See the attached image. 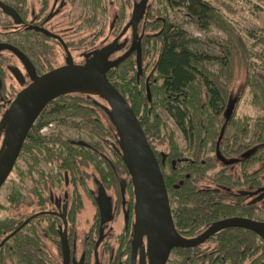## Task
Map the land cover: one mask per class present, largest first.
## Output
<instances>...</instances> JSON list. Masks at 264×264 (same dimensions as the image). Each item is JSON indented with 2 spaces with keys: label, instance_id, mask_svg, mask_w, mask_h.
Returning a JSON list of instances; mask_svg holds the SVG:
<instances>
[{
  "label": "trees",
  "instance_id": "trees-1",
  "mask_svg": "<svg viewBox=\"0 0 264 264\" xmlns=\"http://www.w3.org/2000/svg\"><path fill=\"white\" fill-rule=\"evenodd\" d=\"M26 2L8 0L7 4L20 13L19 9L25 7ZM75 2L71 0L72 5ZM149 2L138 25L141 30L142 73L138 75L136 58L131 56L106 76L130 105L156 156L176 230L185 238H194L213 223L231 217L264 221V218H258L260 206H264V191H261L264 188V117L254 120L251 127L245 122L242 128L236 130L229 127L236 124L231 116L218 130L224 114L225 90L218 77L202 65L210 58L196 53L191 48L194 40L171 21V14L178 13L186 22L206 31L213 25H219L217 10L204 0H156L159 3L156 9H152V0ZM128 6L130 8V4ZM82 7L85 13L96 17L95 20L89 18L86 27L78 28L77 31L89 32L88 36L77 40L78 46L96 35L92 30H97L99 16L107 13L103 0H82ZM127 7L119 10V26L126 17L130 18L131 14L127 15L125 11ZM24 37V41L21 38L12 43L24 51L36 66L37 73L52 69L47 62L50 51L46 45L41 43L39 48L35 47L33 32L26 33ZM238 43V37L236 41V37L229 36L223 44V57L219 61L221 70L231 63L229 61ZM72 45L75 46V43ZM0 70L5 84L6 76L1 63ZM254 79L255 84L260 86V104L264 106V77L255 76ZM94 98L97 97L87 94L67 95L47 105L49 113L43 112L39 116L22 147L18 159L24 162L26 170L19 171V176L34 183L40 163L53 165L62 182L67 174L73 217L82 207L79 190L88 194V170L92 169L101 183V189L105 193H113L116 207L122 213L126 203L124 216L129 229H124L119 238L128 241L134 220L133 186L115 130L103 111L107 105L103 100ZM158 109L169 116L181 133L183 148L177 145L173 131L159 118ZM102 116H106L107 122L101 120ZM51 121H58L67 128L84 129L95 141L79 146L75 142L80 140H70L62 134L39 137V131ZM111 139L113 143L108 142ZM217 144L221 156L227 160L251 150L253 154L241 160L235 172H230L235 165L218 168L216 155L208 156L216 152ZM159 147H164V151L158 150ZM107 149L113 159L106 154ZM18 168L15 164L14 169L18 171ZM206 179L214 185L213 189L199 187L200 182ZM10 190L7 200L13 210L31 206L20 190L15 187ZM31 190L35 193L34 186ZM33 214L34 211L23 215L22 219H28ZM3 227L0 224V230ZM15 238L12 253L17 257L16 264H43L34 253L36 246L33 239L20 238V235ZM257 240L256 234L250 231L226 229L203 246L174 249L167 264H264V244ZM129 255L130 247L127 249L126 264H129ZM0 264H4L3 258H0Z\"/></svg>",
  "mask_w": 264,
  "mask_h": 264
},
{
  "label": "water",
  "instance_id": "water-1",
  "mask_svg": "<svg viewBox=\"0 0 264 264\" xmlns=\"http://www.w3.org/2000/svg\"><path fill=\"white\" fill-rule=\"evenodd\" d=\"M149 1L141 0L135 5L130 21L120 35L122 37L131 28V47L114 61H108V59L118 51L116 43L94 52L92 57L82 65L68 61L64 66L38 75L21 51L12 45L0 43V53L8 51L13 54L22 63L31 81L11 101L0 119V133H4L0 147V189L13 171L28 133L47 105L66 95L87 94L106 103L107 106L103 107V111L115 130L122 159L133 186L134 224L131 264H167L174 249L196 248L226 229L248 230L264 240V222L237 217L218 221L194 238H185L176 230L156 156L130 105L106 76L111 69L126 61L134 52H136L138 75L142 73L137 30ZM0 8L5 15L17 21V14L12 8L3 3H0ZM40 31L48 37L56 38L44 30ZM64 49L69 55L65 46ZM147 93L149 95V91ZM233 107L234 102H229L224 113L226 120L230 119ZM77 145L84 146L86 143L80 141ZM252 154L253 150L246 152L242 157L248 159ZM216 157L224 166H231L237 162V160L223 158L218 144ZM261 191H264V188ZM107 208L106 197L102 192L99 203L101 223ZM35 217H30L26 223ZM63 247L65 259H67L66 242L63 243Z\"/></svg>",
  "mask_w": 264,
  "mask_h": 264
},
{
  "label": "rangeland",
  "instance_id": "rangeland-1",
  "mask_svg": "<svg viewBox=\"0 0 264 264\" xmlns=\"http://www.w3.org/2000/svg\"><path fill=\"white\" fill-rule=\"evenodd\" d=\"M207 1L211 6H213L220 16L219 25H213L206 31H201L198 27L192 23H188L184 18L178 13L171 14V21L175 26L182 28L189 39L194 40L191 48L198 54H203L210 58V60L204 61L203 66L212 73L215 77H218L222 87L225 90V107L224 113L227 109L229 102H234V107L232 115L235 120V125L229 126L233 129H239L243 127L246 122L249 127L253 125L254 120L264 117V106L260 104V97L262 96L259 92L260 86L255 84V76L264 77V0H204ZM0 2H6V0H0ZM140 0H105V6L107 9L106 17L104 20L103 34L97 39L95 47H105L113 42L115 35L119 33L117 28L115 31L110 32V28L114 26L115 18L120 14L119 10L125 9L126 14L130 15L132 12L133 5L139 3ZM153 2V3H152ZM152 9H156L159 5L156 0H152ZM150 3V2H149ZM51 6V5H50ZM28 7V20L31 21L32 14L34 10L39 7V0H27ZM80 7L78 5L74 6L71 10L66 4L65 8H60V4H56L54 7L53 20L58 24L59 30H66L68 28V23L71 19L78 14ZM31 15V16H30ZM129 17L122 23L120 32L125 27V24L129 21ZM7 23L6 18L0 14V27H5L4 24ZM49 31L55 32L51 27L46 26ZM0 31H2L0 29ZM140 28L138 29V34L140 33ZM89 32L78 34V36L71 38H78L81 35H88ZM229 36L237 37L240 40L238 46L234 47L233 56L231 57L229 66L225 70L220 69V59L223 57V44L226 43ZM129 33L126 35V43L121 41V46L127 47L130 43ZM2 40H9L13 42L17 40L13 36H1ZM92 40V39H90ZM53 61L55 62V67H60L65 65V63L72 62L78 65L85 63L87 60L84 59L86 53L91 57L93 52L92 48H81L76 52L72 51L69 60H63L64 52L60 47L53 46ZM99 49V50H100ZM92 52V53H91ZM5 76L6 83L8 86H14L15 90H20L17 81L15 80V75L23 72L20 63L9 54L5 53ZM113 57H116L113 56ZM20 67V69H19ZM21 70V71H19ZM149 70L147 71V73ZM252 84V85H251ZM11 92L8 91V96H11ZM14 93V92H13ZM97 100V98H94ZM48 111H46L47 113ZM159 118L166 124L174 133V139L180 148L184 147V142L181 133L178 131L174 123L171 121L169 116L162 110H157ZM105 119L106 116H102L101 120ZM224 114L221 118V123L218 126L220 129L221 124L225 123ZM53 125V128L49 134H62L70 140H80L83 142H93L95 139L91 137L87 131L78 128V130L73 128H67L64 125L58 123V121L49 122ZM108 142L113 143V140H108ZM1 143V142H0ZM109 144V143H108ZM1 145V144H0ZM164 148V147H163ZM162 147L158 150L164 151ZM106 154L113 159L109 149L106 150ZM214 153H209L208 156L212 157ZM24 162L17 160V165L19 166L18 171L13 169L11 175L9 176L6 183L0 189V221L5 219L19 218L22 215H30L37 206L35 204L36 198L34 192L31 190V186L35 183L28 179L21 178L19 176V171L25 172L26 168L23 164ZM218 168L223 166L222 163H218ZM45 172L49 173V177L55 179L53 192L57 197H62L64 192L71 193V188H65L59 175L56 174L54 167L42 166ZM237 169L236 165L231 169L230 172H235ZM90 174V179L88 180V194L83 193L79 190L81 196L82 207L79 212L73 215V238L74 246L73 250L76 252L78 257L83 250V241L86 236H88L96 220L97 208L94 204V199L98 196V178L96 173L90 169L88 170ZM211 173H209L210 175ZM35 178V176H34ZM15 187L21 191V193L27 198V201L31 203L30 207H21L18 211H14L10 208L7 202V196L10 194V188ZM199 187L201 189H213L214 185L209 180H203L200 182ZM107 199L112 202L114 219L106 226V235L109 236L105 242H109L112 251L117 248L116 238L123 233L124 220L123 213L117 208L116 198L113 193L108 191L106 193ZM129 201V199H126ZM98 215V214H97ZM264 216V215H263ZM99 248V256L101 263L105 264L107 257L104 254L103 247L104 244ZM48 252L50 256L59 263L57 250L55 246L51 243H47Z\"/></svg>",
  "mask_w": 264,
  "mask_h": 264
},
{
  "label": "flooded vegetation",
  "instance_id": "flooded-vegetation-1",
  "mask_svg": "<svg viewBox=\"0 0 264 264\" xmlns=\"http://www.w3.org/2000/svg\"><path fill=\"white\" fill-rule=\"evenodd\" d=\"M103 2L105 4V0H103ZM0 3H3L5 5H7L8 7L12 8L11 6H9L7 4L8 0H6V2H0ZM58 3L60 4V8H65L66 4H67L70 7V10L76 5H78L80 7L78 14H76L74 16V18L70 20V22L68 23V26H67L68 28H66V30H63V29L59 30L58 24L53 20L54 7ZM136 4H138V3H136ZM136 4L133 5L132 11H133ZM12 9L17 14V21L16 22L14 21L13 18L5 15L4 12L0 8V14L3 15L7 20V23L4 24L5 27L4 26L0 27V29L2 30V31H0V43L9 44V45H12L13 47L17 48L16 46L13 45V43L11 41L2 40L1 36L9 37L10 35L11 36L14 35L17 40H21V38H22L24 41L25 34L28 32H33L34 33L33 43L35 44V47L39 48L41 43H44L50 51L49 60L47 62H48L49 66L51 65L52 69L48 70L47 72H49L55 68H58V67L54 66L55 62L53 61L54 55H53L52 45L56 46V47H60L63 50L65 55L62 59L65 61L70 59V57H71L70 53L72 51L76 52L77 50H80L81 48H85V47L89 48L90 47L93 49L91 51L94 53V52L100 51L101 49L104 48V47H102L100 49L99 47H95V43H96L97 39L100 38L103 34V26H104V20H105L106 15L101 16L99 14L100 15L99 16L100 21H99V25L97 27V30L96 31L92 30V33L95 32L96 35H93L89 39H86L84 42H82V45L78 46L79 41H77V40L81 39V37H83V36H88V35H81L78 38H71V37L78 36V34L87 33L88 32L87 30H80V31H77V30L80 26L86 27L89 23V20H88L89 18L93 17L94 18L93 20H95V17H96V16L94 17L92 13H89V12L85 13L83 11L84 8L82 7V0H76L74 5L71 4V0H39L38 10L37 9L34 10L35 12L32 14L31 21L28 20L27 2H26L25 7L19 9L20 13L17 12L14 8H12ZM131 14H132V12H131ZM130 18H131V15H130ZM118 19H119V16H116L114 26H112L110 28V32L115 31L116 28L118 29L117 31L119 33H117L115 35V39L111 43V44L116 43L118 45V51L115 52L114 54H112L109 57L108 61H114V60L118 59L119 57H121L122 55H124L130 49L131 43H132V30H131V28H129L127 30V32L122 37L120 36L122 32H120V28L118 25ZM129 21H130V19H129ZM129 21L125 24V26L129 23ZM74 23H75V25H74ZM46 26L51 27L52 29L55 30V32L49 31L46 28ZM40 30H44V31L50 33L51 35L55 36L56 38L48 37V36L44 35ZM128 33L130 35V37H129L130 43L126 48L125 47L122 48L121 41H124L126 43L125 39H126V35ZM137 34H138V30H137ZM138 37H139V34H138ZM90 39H92V40H90ZM72 42L75 43V46L72 45L73 44ZM64 46L67 48L69 55L66 53ZM22 47H23V45H22ZM17 49L19 51H21L28 58V56L24 53V51L22 49H20V48H17ZM5 53L14 57L20 63V66L22 67L23 72L21 70H19V71H21L22 74L18 73L17 75H15V80L17 81L16 84H18V87L21 88L20 90H15L13 85L12 86L7 85L6 80H5V84L3 83V80H2L3 72H1V70H0V119H1L2 115L4 114V112L6 111V109L8 108L11 101L16 97V95L21 90H23L25 87H27L31 82L24 66L22 65V63L13 54H11L8 51H3L0 53V63L2 65V70L4 71V74H5V70H6L5 69L6 60L4 57ZM88 55L89 54L86 53L84 56H81V57H84V59L87 60V59L92 57V56L89 57ZM115 55H116V57H113ZM131 56H135V58H136V52H134ZM28 60L31 62V60L29 58H28ZM31 64L36 71V66L32 62H31ZM62 66H64V65H62ZM19 69H20V67H19ZM47 72H44L42 74H38L36 71V73L38 75H43ZM8 91L9 92L12 91L10 97L8 96ZM46 111H48L47 113H49L50 110L45 109L43 112L46 113ZM44 127H47L48 130L44 134L38 133L39 137H45V138L52 137L54 134H49V132H51L53 125L51 123H47V124H45ZM3 137H4V133L1 132L0 133V142H1L0 144L1 145H2V141H3ZM75 143L77 144V142H75ZM1 145H0V147H1ZM214 154L216 155V152ZM244 154H241L240 156H238V158L231 159V160H237V162L233 165H237L241 160H246V159H243V157H242ZM42 166H45V167L49 166L50 168L54 167L51 164L40 163L38 166V172L35 174V178H34V180H35V182H34L35 183L34 184L35 185V193H34V196L36 198L35 204H36L37 208L34 210V214L32 216H36V217L34 219L28 221L27 223H26V221L29 218L28 219H22L23 215L19 218L5 219V220L0 221V224H2L4 226L3 229L0 230V235H1V237H0V258L4 259V264H16L15 258H17V257L15 256V253H12V251H13V248L15 246V240L14 239H16L15 238L16 236L20 235V238H31V239H33V243L36 246V248H34L35 249L34 253L36 254V257L40 261H42L43 264H103L100 261L99 248L103 245V243L107 239H109V236L106 235L105 231H106V226L114 219V214H113V211H114L113 207L114 206H112V202L107 199V196H106L107 194L101 189V183H100L99 179H98V183H97L98 184L97 185L98 196L96 197V208H97V214L98 215L96 214L97 218L95 220L94 225L91 227L92 232L88 236L85 237V239L83 241V250L81 251V254L77 257L76 252L73 250L74 238H73V228L72 227L74 224V220L72 217V211L73 210L71 208V194L69 195L68 192H64L62 197H57L53 192V188L55 187V185H54L55 179L51 176L49 177V173L45 172V170H43V168H41ZM64 176H65L64 181L62 183H63L65 188H67V187L70 188L68 175L65 174ZM102 192H104V195L106 197V204L108 205V208L106 210V215L104 217V220L101 223L100 212H99V203L101 200ZM7 202H8V200H7ZM8 204H9V202H8ZM125 206H126V203L123 207V220H124L123 230L129 229V227L126 225V219H125L126 217L124 216ZM260 209H261V211L260 212L258 211V213H259L258 218L262 219V218H264V216H263L264 215V213H263L264 206L261 205ZM63 217H64V219H63ZM231 218H234V217H231ZM237 218L250 219V218H246V217H237ZM251 220H254L256 222H264V221H259L256 219H251ZM133 224H134V220H133ZM133 224L130 227V237H129L128 241L127 240L125 241V240L119 238L120 236H118V238H116L117 248L115 251H112V248H111V245L109 244V242H105L104 247H103L104 254L107 257V261L105 264H126L127 249L129 247H130L129 264H131ZM9 229H11V230H9ZM215 236L211 237L210 239L205 241L200 246L205 245V243L210 241ZM257 237H258L257 241L260 244H264V240L261 239L259 236H257ZM64 242L67 243V253H68L67 259H65L64 247H63ZM47 243H51L55 246V248L57 250L59 263L56 262V260L50 256V253L48 252ZM200 246H198V247H200Z\"/></svg>",
  "mask_w": 264,
  "mask_h": 264
},
{
  "label": "built area",
  "instance_id": "built-area-1",
  "mask_svg": "<svg viewBox=\"0 0 264 264\" xmlns=\"http://www.w3.org/2000/svg\"><path fill=\"white\" fill-rule=\"evenodd\" d=\"M47 130H48V128H47V127H44V128H42V129L39 131V133H40V134H44L45 132H47Z\"/></svg>",
  "mask_w": 264,
  "mask_h": 264
}]
</instances>
